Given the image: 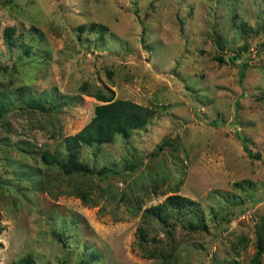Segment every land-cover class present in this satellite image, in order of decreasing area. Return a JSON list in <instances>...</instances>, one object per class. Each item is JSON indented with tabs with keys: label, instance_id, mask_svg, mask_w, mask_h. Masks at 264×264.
<instances>
[{
	"label": "rangeland",
	"instance_id": "rangeland-1",
	"mask_svg": "<svg viewBox=\"0 0 264 264\" xmlns=\"http://www.w3.org/2000/svg\"><path fill=\"white\" fill-rule=\"evenodd\" d=\"M263 23L264 0H0V98L26 87L62 102L50 115L19 102L0 121V264H81L93 251L95 264H264ZM6 27L25 44L37 37L30 52L7 47ZM99 92L156 111L96 155L82 148L81 160L117 174L45 165L44 149L55 151L104 103ZM17 160L40 167L36 190L9 180ZM174 191L198 203L207 226L172 218L180 224L167 233L154 221L148 245L166 255L148 257L141 214L128 204L141 197L143 210Z\"/></svg>",
	"mask_w": 264,
	"mask_h": 264
},
{
	"label": "trees",
	"instance_id": "trees-1",
	"mask_svg": "<svg viewBox=\"0 0 264 264\" xmlns=\"http://www.w3.org/2000/svg\"><path fill=\"white\" fill-rule=\"evenodd\" d=\"M260 26L264 27V23ZM145 28V27H144ZM246 24H242L241 31H247ZM15 27H6L4 32V40L7 47L17 46L22 49L23 52H30L33 45L37 42L36 38H31L30 43L25 44L23 35L16 37ZM258 32V31H257ZM219 48L224 50L226 48V42L222 39L217 40ZM3 53L0 51V57ZM217 60L225 62V58L220 54L216 55ZM237 56L230 57L235 62ZM2 68V62L0 60V69ZM7 70V67H3ZM56 93L52 95L43 96L42 99H37L33 93L26 87H21L18 94L13 98L7 99L5 97L0 98V121L3 122V118L11 112L14 106L19 102L23 103L24 108H29L32 111L40 113H56L62 105V102H56ZM96 98L104 103L95 107L94 115L91 120L76 134L65 136L59 144V147L55 151H51L46 148L41 155V160L45 165L58 166L61 171H65L68 174L81 173L94 175L98 174L100 177H108L109 175H116L117 170L114 168H95L88 162L80 159V153L83 147L95 148V155L101 150V147L105 144L116 142L119 137L128 138L135 131L143 129L149 122L155 117L156 111L153 107H148L143 104H139L131 99L118 98L108 96L103 92L96 94ZM52 100V101H51ZM17 102V103H15ZM27 143V142H26ZM28 146H34V144H28ZM165 144L159 146V149H163ZM26 150V149H23ZM31 152V151H28ZM33 158H35L33 156ZM27 160V159H25ZM14 165L13 174L15 173V181L9 179L12 183L16 182L18 186L25 187L26 189H37L38 184L41 183L42 176L40 174L41 169L39 166L33 164H27L24 160H17ZM13 166V165H12ZM126 168L133 169L136 165L134 163L127 162ZM80 196L84 201L87 199V193L82 192ZM123 200H127L126 193L122 196ZM137 203V206H135ZM135 203L130 202L129 208L132 211L141 214L142 224L139 227L140 235V248L144 251V254L148 257L165 256L166 253L161 248H150L149 244V226H152L154 221L163 223L167 233H172L177 229L180 222L172 221V218H178L182 226L191 230L205 229L206 219L198 203L187 196L179 194L177 191L168 195L165 200L159 204L145 207L141 203V197L135 200ZM67 232V227L63 226L57 231V238L59 242L64 244L67 240L64 238ZM257 257L264 251V225L259 228L258 240H257ZM93 257L89 260L82 258L81 264H95L99 254L93 251ZM94 258V259H93ZM31 259L29 258L28 261ZM171 261H169L170 263ZM259 263V261H257ZM19 262L18 264H20ZM24 264V262H22Z\"/></svg>",
	"mask_w": 264,
	"mask_h": 264
}]
</instances>
